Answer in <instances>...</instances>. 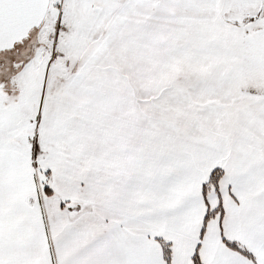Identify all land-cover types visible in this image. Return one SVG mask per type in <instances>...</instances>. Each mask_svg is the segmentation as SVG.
I'll use <instances>...</instances> for the list:
<instances>
[{"label":"snow or ice","instance_id":"snow-or-ice-1","mask_svg":"<svg viewBox=\"0 0 264 264\" xmlns=\"http://www.w3.org/2000/svg\"><path fill=\"white\" fill-rule=\"evenodd\" d=\"M0 264H264V0H0Z\"/></svg>","mask_w":264,"mask_h":264}]
</instances>
